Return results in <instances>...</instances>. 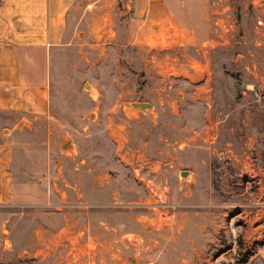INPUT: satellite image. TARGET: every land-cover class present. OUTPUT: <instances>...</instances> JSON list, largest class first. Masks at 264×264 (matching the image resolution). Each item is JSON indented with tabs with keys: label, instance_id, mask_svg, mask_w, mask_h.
Listing matches in <instances>:
<instances>
[{
	"label": "rangeland",
	"instance_id": "rangeland-1",
	"mask_svg": "<svg viewBox=\"0 0 264 264\" xmlns=\"http://www.w3.org/2000/svg\"><path fill=\"white\" fill-rule=\"evenodd\" d=\"M77 3L0 264H264V0Z\"/></svg>",
	"mask_w": 264,
	"mask_h": 264
},
{
	"label": "crops",
	"instance_id": "crops-1",
	"mask_svg": "<svg viewBox=\"0 0 264 264\" xmlns=\"http://www.w3.org/2000/svg\"><path fill=\"white\" fill-rule=\"evenodd\" d=\"M77 1L0 0V206L13 198L14 137L49 114L54 59L70 45Z\"/></svg>",
	"mask_w": 264,
	"mask_h": 264
},
{
	"label": "water",
	"instance_id": "water-1",
	"mask_svg": "<svg viewBox=\"0 0 264 264\" xmlns=\"http://www.w3.org/2000/svg\"><path fill=\"white\" fill-rule=\"evenodd\" d=\"M126 107L130 108L132 112H140L143 116L145 117H151L150 116V111L152 110V106L148 103H140V102H135L131 103L129 105H126ZM152 118V117H151ZM68 144H65L63 147L66 148ZM181 177L186 179L189 175L187 171L181 172Z\"/></svg>",
	"mask_w": 264,
	"mask_h": 264
},
{
	"label": "built area",
	"instance_id": "built-area-1",
	"mask_svg": "<svg viewBox=\"0 0 264 264\" xmlns=\"http://www.w3.org/2000/svg\"><path fill=\"white\" fill-rule=\"evenodd\" d=\"M157 197H158L159 199H161V196L158 195Z\"/></svg>",
	"mask_w": 264,
	"mask_h": 264
}]
</instances>
